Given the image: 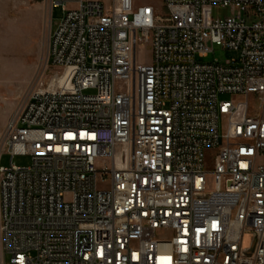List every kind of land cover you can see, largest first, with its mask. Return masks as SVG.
I'll use <instances>...</instances> for the list:
<instances>
[{
  "label": "built area",
  "instance_id": "1",
  "mask_svg": "<svg viewBox=\"0 0 264 264\" xmlns=\"http://www.w3.org/2000/svg\"><path fill=\"white\" fill-rule=\"evenodd\" d=\"M163 2L63 5L0 155L9 264H264V0Z\"/></svg>",
  "mask_w": 264,
  "mask_h": 264
},
{
  "label": "rangeland",
  "instance_id": "2",
  "mask_svg": "<svg viewBox=\"0 0 264 264\" xmlns=\"http://www.w3.org/2000/svg\"><path fill=\"white\" fill-rule=\"evenodd\" d=\"M109 4L111 0H102ZM56 2H60L56 5ZM141 3L153 5L158 14H167L163 0H141ZM65 8H75L77 0H0V155L5 147V135L10 120L17 116L33 91L43 88L51 78L60 72L53 66L50 57V38L57 22L63 16ZM207 14L224 16L229 14L225 8L208 10ZM147 47H142L139 58L144 56ZM236 56V52L222 46H215L208 57L198 58L201 62L224 61ZM69 76V75H68ZM220 100H230V94H221ZM251 108L257 103L250 98ZM223 122H220V130ZM125 147H122L123 150ZM128 154L120 153L119 160ZM13 162L17 166H29L30 155H15ZM3 166L10 165V155L3 154ZM10 257L5 254L0 235V264H9Z\"/></svg>",
  "mask_w": 264,
  "mask_h": 264
},
{
  "label": "crops",
  "instance_id": "3",
  "mask_svg": "<svg viewBox=\"0 0 264 264\" xmlns=\"http://www.w3.org/2000/svg\"><path fill=\"white\" fill-rule=\"evenodd\" d=\"M77 1H78V3H79V1H81V0H77ZM101 1H102V0H101ZM140 1H141V0H138V3H140ZM102 2H103V1H102ZM77 7H78V6H76L75 8H77Z\"/></svg>",
  "mask_w": 264,
  "mask_h": 264
}]
</instances>
